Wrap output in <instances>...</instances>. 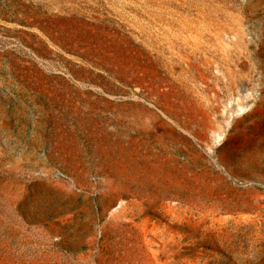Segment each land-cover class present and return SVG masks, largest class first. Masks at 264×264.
<instances>
[{"label": "rangeland", "instance_id": "374dc122", "mask_svg": "<svg viewBox=\"0 0 264 264\" xmlns=\"http://www.w3.org/2000/svg\"><path fill=\"white\" fill-rule=\"evenodd\" d=\"M0 264H264V0H0Z\"/></svg>", "mask_w": 264, "mask_h": 264}]
</instances>
